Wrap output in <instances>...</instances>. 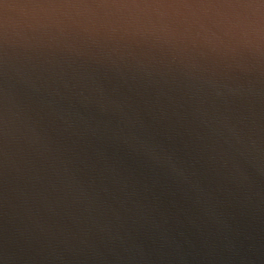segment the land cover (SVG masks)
Segmentation results:
<instances>
[{"label":"clouds","instance_id":"obj_1","mask_svg":"<svg viewBox=\"0 0 264 264\" xmlns=\"http://www.w3.org/2000/svg\"><path fill=\"white\" fill-rule=\"evenodd\" d=\"M0 264H264V0H0Z\"/></svg>","mask_w":264,"mask_h":264}]
</instances>
